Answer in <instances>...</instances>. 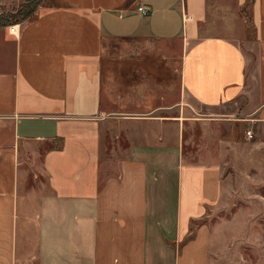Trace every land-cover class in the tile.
I'll list each match as a JSON object with an SVG mask.
<instances>
[{
	"label": "crops",
	"instance_id": "obj_1",
	"mask_svg": "<svg viewBox=\"0 0 264 264\" xmlns=\"http://www.w3.org/2000/svg\"><path fill=\"white\" fill-rule=\"evenodd\" d=\"M236 1L227 16L209 0H55L17 33L0 28V264H210L211 229L198 220L220 198L224 167L185 160L179 133L171 144L159 133L180 125L178 104L264 123V0L252 40ZM116 39L181 44L175 103L152 115L103 108ZM135 124L156 127L143 138Z\"/></svg>",
	"mask_w": 264,
	"mask_h": 264
},
{
	"label": "rangeland",
	"instance_id": "obj_2",
	"mask_svg": "<svg viewBox=\"0 0 264 264\" xmlns=\"http://www.w3.org/2000/svg\"><path fill=\"white\" fill-rule=\"evenodd\" d=\"M52 3L55 0H0V20L13 21L16 16L20 19L0 28L33 19L40 5ZM221 3L227 16L237 12L236 0H209L219 15ZM253 3L254 0L241 7L249 40L255 37ZM27 9L33 12L22 18ZM215 22L218 25L219 19ZM204 29L214 35L235 34L233 31L237 30L218 26ZM180 49L178 41L108 40L103 61V108L152 115L158 113L154 112L156 105L175 103L180 94ZM179 112L180 125H165L159 137H165L171 144L179 133V146L185 160L200 162L204 155L206 160L209 156L212 165L224 167L226 175L218 202L208 209L209 215L205 219L198 220V223L207 222L211 229L210 264H264V123L238 120L241 112L230 114L232 109H199L195 112L178 104L172 113ZM162 113L169 114L167 110ZM132 127L130 132L149 138L156 125L135 124ZM112 129L117 134L127 132L119 124L112 125ZM248 130L253 131L252 138L247 137ZM111 140L112 136L108 138L110 145ZM171 153L166 150L158 158L164 163V171L168 170L169 160L174 163L175 156ZM198 223L192 225L194 234ZM21 242L19 235V248Z\"/></svg>",
	"mask_w": 264,
	"mask_h": 264
},
{
	"label": "built area",
	"instance_id": "obj_3",
	"mask_svg": "<svg viewBox=\"0 0 264 264\" xmlns=\"http://www.w3.org/2000/svg\"><path fill=\"white\" fill-rule=\"evenodd\" d=\"M138 11L141 12L143 15H149L151 13V7L143 4V5H140L138 7ZM9 30L13 33H17L19 31V24L11 25ZM246 133H247L248 138L253 137V131L252 130H248Z\"/></svg>",
	"mask_w": 264,
	"mask_h": 264
},
{
	"label": "trees",
	"instance_id": "obj_4",
	"mask_svg": "<svg viewBox=\"0 0 264 264\" xmlns=\"http://www.w3.org/2000/svg\"><path fill=\"white\" fill-rule=\"evenodd\" d=\"M253 0H247L246 2H245V5H246V3L247 2H252ZM20 11L21 10H19L17 13H20ZM24 12V14L22 15V18H27L28 16H30V14L33 12L32 11V9H27V10H25V11H23ZM17 18V19H16ZM2 19V18H1ZM7 18H5V19H2V20H0V26L1 25H6V24H8V22H15V23H17V22H19L20 21V19L18 18V16H16L15 17V19H13V21H10V19L9 20H6ZM15 20V21H14Z\"/></svg>",
	"mask_w": 264,
	"mask_h": 264
}]
</instances>
